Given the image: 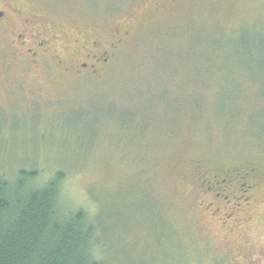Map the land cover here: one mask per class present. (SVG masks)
Instances as JSON below:
<instances>
[{
    "label": "rangeland",
    "instance_id": "rangeland-1",
    "mask_svg": "<svg viewBox=\"0 0 264 264\" xmlns=\"http://www.w3.org/2000/svg\"><path fill=\"white\" fill-rule=\"evenodd\" d=\"M0 12V176L62 174L59 207L95 220L103 264H264V0H0ZM18 35L26 49L47 40L42 67L18 41L13 55ZM92 42L106 63L67 73ZM228 177L231 204L209 192ZM243 180L250 205L223 224Z\"/></svg>",
    "mask_w": 264,
    "mask_h": 264
},
{
    "label": "trees",
    "instance_id": "trees-1",
    "mask_svg": "<svg viewBox=\"0 0 264 264\" xmlns=\"http://www.w3.org/2000/svg\"><path fill=\"white\" fill-rule=\"evenodd\" d=\"M62 176L41 186L24 172L14 179L0 176V264H103L95 220L83 210L59 207Z\"/></svg>",
    "mask_w": 264,
    "mask_h": 264
},
{
    "label": "flooded vegetation",
    "instance_id": "flooded-vegetation-1",
    "mask_svg": "<svg viewBox=\"0 0 264 264\" xmlns=\"http://www.w3.org/2000/svg\"><path fill=\"white\" fill-rule=\"evenodd\" d=\"M3 16V13L0 12V18ZM16 41H18L19 43H21L23 45L22 49H24V52H20V54H25L26 56H28L31 61H28L29 64L31 65H35V66H40V59L42 58V55L44 52H41L40 49L44 48V44L46 43L47 40H43L38 41L33 48H28L26 49V46L24 45V37L22 38L21 35L18 36H14V39L10 40L9 43L12 46L13 50H15V43ZM84 49H88V51H86V53L84 54V60L80 63L77 64L76 66L70 67L67 64L65 65V69L67 71V73H69L68 71L70 69H74V75L76 77L81 76L83 73H87L89 71H93V72H97L98 68L100 67V65L106 63L107 59H105L103 56L105 54V51L100 49V53L99 56L95 55L94 51L98 50V47L96 45V42H92L91 45L89 47L85 46ZM16 53L13 52V55ZM57 61L58 65H61L62 62L60 60H55ZM233 181L228 177L226 180H223L221 182H214L213 186L214 188L211 189L209 188V192L212 193L213 197L218 200L220 198H222V200L226 201V203H230L229 201V193L228 190L231 187L230 185H233ZM230 186V187H229ZM251 186L252 184L248 183L247 180H243L242 184H240L238 186V190L239 192L242 193V195L240 194L237 198H236V203L233 204L231 207H227V210L225 212V214H223V218H222V223L226 224V223H233L232 220L237 219L239 212L241 211L242 208L247 207L248 205H250L251 202ZM237 187V185H236ZM212 190V191H211ZM216 192H218L216 194ZM262 204H264V200L262 201Z\"/></svg>",
    "mask_w": 264,
    "mask_h": 264
}]
</instances>
